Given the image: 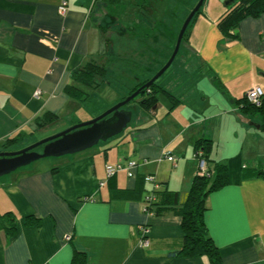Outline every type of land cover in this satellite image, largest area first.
I'll return each mask as SVG.
<instances>
[{"label":"crops","instance_id":"0c3cea01","mask_svg":"<svg viewBox=\"0 0 264 264\" xmlns=\"http://www.w3.org/2000/svg\"><path fill=\"white\" fill-rule=\"evenodd\" d=\"M62 1L0 0V152L19 134L33 144L94 118L66 87L109 46L86 0H67L65 16ZM206 3L190 24L193 65L168 69L157 81L168 115L159 104L125 110L124 130L91 150L0 179V217L16 220L12 235L0 225V264H211L206 256L172 255L183 244L182 218L147 215L142 204L148 175L161 193L176 192L186 203L199 171L195 144L203 139L212 142L211 159L229 168V183L207 198L209 235L224 264H264V131L261 117L243 109L249 90H264V14L244 19L233 39L218 28L222 10L212 13ZM46 113L59 119L35 138ZM129 160L138 163L135 177L119 172L111 184L106 166ZM143 227L148 247L140 244Z\"/></svg>","mask_w":264,"mask_h":264},{"label":"rangeland","instance_id":"374dc122","mask_svg":"<svg viewBox=\"0 0 264 264\" xmlns=\"http://www.w3.org/2000/svg\"><path fill=\"white\" fill-rule=\"evenodd\" d=\"M121 1L122 4L102 7L101 3L91 5V2L86 0L87 5L91 9V14L105 25V32L109 39V50L97 60L100 66L107 69L108 74L101 80L102 85L99 89H87L88 92L91 93L90 98L83 102L85 105L84 110L88 113L92 112V117L94 118L91 120H94L123 101L129 96L130 91L138 84L147 79H152L166 65L175 49L178 36L185 20L199 2V0ZM205 1L207 2V6L210 4L212 13H217L222 10V14H224L227 9L225 5L227 0ZM167 3L168 7H166ZM184 3L189 4L183 6ZM203 8L204 6L201 8V12ZM190 33L191 27L189 26L186 32V38L183 39L179 53L170 66L169 72H172L176 66L193 65L187 58L188 55L186 53V46ZM128 60L135 62L134 65L129 63ZM157 67L159 68L157 69ZM144 71L146 72L144 76L146 75L149 78L143 77ZM164 76L162 77L164 78ZM115 97H118L119 101L113 106L106 108L109 102ZM157 97L159 104L158 111L168 115L169 107L166 98L162 93H159ZM146 98L144 95H140L136 98V101L130 102L123 107V109L134 112L141 106L140 102ZM57 127L52 128L56 129ZM49 129L51 130L50 127L47 129V126H41V131L36 134L35 138L42 136L44 134L43 132ZM28 140V137H26L22 141L11 146L3 145L1 152H6V150H12L13 152L22 150L31 144ZM102 142H104V140L100 141V143ZM96 146L97 145L94 147ZM92 148L87 150H91ZM38 150L41 151L42 147L38 148ZM76 154L44 158L37 162H56ZM25 168H28V166L19 170ZM6 176L0 177V179Z\"/></svg>","mask_w":264,"mask_h":264},{"label":"trees","instance_id":"16d2710c","mask_svg":"<svg viewBox=\"0 0 264 264\" xmlns=\"http://www.w3.org/2000/svg\"><path fill=\"white\" fill-rule=\"evenodd\" d=\"M91 5L101 3L102 7L115 6L121 4V0H87ZM88 6V5H87ZM89 8V6H88ZM90 10V14L91 9ZM201 13V9L197 12L195 17ZM264 14V0H235L233 3L227 5V9L218 20V28L225 37L236 39L235 31L239 24L248 17L258 18ZM194 17V19H195ZM193 19V20H194ZM99 21V20H98ZM100 22V21H99ZM105 35V43L109 46V39L106 35V27L101 22L99 23ZM186 38V34L184 39ZM134 65L135 62L128 60ZM108 74L105 67L100 66L97 60L91 61L85 66L76 69L72 74V82L66 87L67 95L78 102H85L90 98V90H97L101 87V80ZM146 72H143V75ZM151 79V78H150ZM150 79L138 84L130 91L129 96L138 89L142 88ZM150 91V92H149ZM160 92H166L158 88L157 82L149 89H144L143 93H147L148 97L140 102V105L145 110H151L158 104L157 95ZM127 98V97H126ZM125 98V99H126ZM133 101H136L133 100ZM132 101V102H133ZM244 111L259 115L261 117V129L264 131V98L261 106H255L246 98L243 106ZM59 116L53 113H46L43 118L39 119L41 126H49L58 121ZM27 136L19 134L15 138L9 139L4 146H11L17 142L22 141ZM38 150V149H37ZM39 151V150H38ZM212 142L209 140H199L195 144V155L199 160H205L208 165L207 175L201 176L197 174L192 182L189 191L188 199L184 205L179 204V194L171 191L152 190V186L148 192L145 193L142 204L146 201L149 193L153 192L156 200L147 204L154 216H161L166 212H171L182 218V229L184 239L182 247L179 251L173 253L174 256H206L209 258L211 264H224L219 249L215 245L213 239L209 235L207 225L205 223V212L208 210L207 198L208 196L224 188L229 183V168L227 165L214 161L211 159ZM57 171V169H55ZM119 173V172H118ZM108 178V181L113 184L114 177L118 174ZM260 176H264V171H261ZM152 176V175H148ZM146 177V176H145ZM145 177L143 178L144 184ZM159 183V182H158ZM160 184V183H159ZM161 185V184H160ZM86 199V198H85ZM90 200V198H89ZM88 200V201H89ZM86 201V200H85ZM10 214L0 217V225H5L10 235L16 231V220L10 219ZM79 256L77 253L74 256L76 260Z\"/></svg>","mask_w":264,"mask_h":264},{"label":"water","instance_id":"95a60500","mask_svg":"<svg viewBox=\"0 0 264 264\" xmlns=\"http://www.w3.org/2000/svg\"><path fill=\"white\" fill-rule=\"evenodd\" d=\"M234 1L227 0L226 5ZM204 2L205 0H199L190 12L182 26L169 61L149 82L94 120L75 124L63 132L42 139L22 150L0 152V177L10 175L44 158L62 157L83 152L98 145L100 141L107 140L122 132L131 118V114L125 111L123 107L142 95L144 89H149L170 68L179 53L187 29ZM40 147H42V150L38 151L37 149Z\"/></svg>","mask_w":264,"mask_h":264},{"label":"built area","instance_id":"2783aa9c","mask_svg":"<svg viewBox=\"0 0 264 264\" xmlns=\"http://www.w3.org/2000/svg\"><path fill=\"white\" fill-rule=\"evenodd\" d=\"M68 1L63 0L61 5L59 6V14L62 16H65L68 11ZM41 95V91L38 90L35 94V96L39 97ZM264 98V90L260 87H254L251 90L248 91L247 93V99L250 103L254 104L255 106H261L262 100ZM167 159L171 162H173L174 165H176V158L173 156H167ZM138 163L134 160H129L124 163H119L115 165H107L106 166V172H107V177L110 178L111 176L115 175L118 172H126L127 176L129 178H134L135 177V169L137 168ZM245 168V167H244ZM207 170H208V165L205 160H199V171L198 174L201 176L207 175ZM145 182L147 184H150L152 186V190L157 191L160 190L161 185L157 182L154 176H146L145 177ZM86 201L89 200V198L85 199ZM155 195L153 192L149 193L148 196L146 197V201L143 204V212L147 215H154L151 210H149L147 204L149 202L155 201ZM148 234H149V228L148 227H143L141 230V246L143 247H148L149 246V240H148ZM68 239L70 238L69 236L67 237Z\"/></svg>","mask_w":264,"mask_h":264},{"label":"flooded vegetation","instance_id":"af4514ba","mask_svg":"<svg viewBox=\"0 0 264 264\" xmlns=\"http://www.w3.org/2000/svg\"><path fill=\"white\" fill-rule=\"evenodd\" d=\"M149 92H150V91H149ZM142 95H144L145 98L148 97V94H147V93H142Z\"/></svg>","mask_w":264,"mask_h":264}]
</instances>
